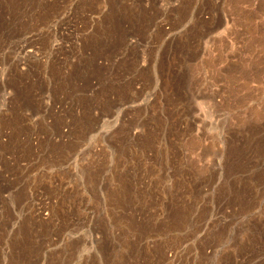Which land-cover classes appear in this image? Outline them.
I'll list each match as a JSON object with an SVG mask.
<instances>
[{"label": "rangeland", "instance_id": "obj_1", "mask_svg": "<svg viewBox=\"0 0 264 264\" xmlns=\"http://www.w3.org/2000/svg\"><path fill=\"white\" fill-rule=\"evenodd\" d=\"M0 264H264V0H0Z\"/></svg>", "mask_w": 264, "mask_h": 264}, {"label": "bare ground", "instance_id": "obj_2", "mask_svg": "<svg viewBox=\"0 0 264 264\" xmlns=\"http://www.w3.org/2000/svg\"><path fill=\"white\" fill-rule=\"evenodd\" d=\"M29 51H27V53H28ZM29 55V54H28ZM31 55V54H30Z\"/></svg>", "mask_w": 264, "mask_h": 264}]
</instances>
